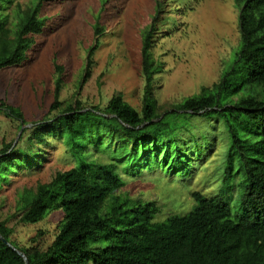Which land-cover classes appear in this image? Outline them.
<instances>
[{"label":"trees","instance_id":"1","mask_svg":"<svg viewBox=\"0 0 264 264\" xmlns=\"http://www.w3.org/2000/svg\"><path fill=\"white\" fill-rule=\"evenodd\" d=\"M12 1L0 0V70L27 60L35 35L46 25L39 15L43 0H38L26 9L19 7L11 26L6 10ZM234 1L240 10V46L229 70L200 94L172 109L159 107L154 77L160 66L150 49V31L142 48V111L121 92L104 109L87 108L80 99L70 101L55 116L34 123L26 147L5 144L0 151V183L7 181L8 172L40 163L44 153L38 144H48L52 137L66 145L74 159L72 168L58 171L51 181L18 193L22 223L37 224L62 210L47 247L40 244L42 231L21 246L12 237L13 228L0 221V234L24 252L29 264H264V0ZM61 82L58 79L53 109L62 105ZM0 107L24 122L19 108L5 100ZM193 118L221 121V129L229 134L223 182L230 192L240 191L239 211L234 213L222 194L194 191L192 209L156 221L161 209L155 202L117 194L126 184L120 169L136 176L135 166L143 170L139 175L160 167L187 177L195 157L201 159L210 146L195 136L191 141L179 138ZM99 153L106 159L96 156ZM121 221L127 225L118 227ZM0 264L27 263L0 238Z\"/></svg>","mask_w":264,"mask_h":264},{"label":"rangeland","instance_id":"2","mask_svg":"<svg viewBox=\"0 0 264 264\" xmlns=\"http://www.w3.org/2000/svg\"><path fill=\"white\" fill-rule=\"evenodd\" d=\"M37 1L8 3L10 25L16 24L19 7L26 9ZM239 14L234 0H43L39 15L46 25L35 35L28 59L0 70V104L5 100L24 115V122L16 120L0 107V151L9 142L26 147L34 123L55 116L70 101L80 99L87 108L104 109L121 92L125 101L142 111L146 83L142 48L150 31V49L160 66L154 77L159 107L172 109L187 97L200 94L204 87L218 82L235 59L241 40ZM97 27L102 30L97 32ZM91 52L90 75L85 79ZM58 79H62V105L53 109ZM191 122L179 138L191 141L195 136L210 146L202 148L201 159L194 155L193 170L187 177L179 178L160 167L139 175L143 171L140 166L134 167L136 176H132L120 166L126 184L117 194L155 202L161 209L156 221L192 209L194 191L206 196L222 194L231 202L232 211H239L240 191L230 192L223 182L229 134L216 119L193 118ZM48 144H38L44 153L40 163L8 172L7 181L0 183V221L13 228L12 237L21 246L29 245L42 231L40 244L47 247L63 217L58 209L40 223H22L16 205L20 191L49 182L58 171L74 166L66 145L55 137ZM191 145L196 147L193 142ZM125 225L127 222L121 221L118 227Z\"/></svg>","mask_w":264,"mask_h":264},{"label":"water","instance_id":"3","mask_svg":"<svg viewBox=\"0 0 264 264\" xmlns=\"http://www.w3.org/2000/svg\"><path fill=\"white\" fill-rule=\"evenodd\" d=\"M0 238H1L4 242H6L10 247H12L13 249L17 250V251L19 252V254L25 258L26 263L29 264V263H28L27 256L24 254V252L20 251V250L17 249L14 245H12L10 242H8V241H7V240H6L1 234H0Z\"/></svg>","mask_w":264,"mask_h":264}]
</instances>
